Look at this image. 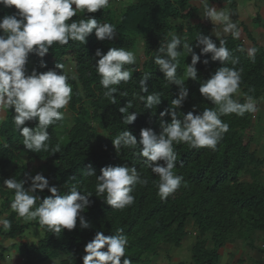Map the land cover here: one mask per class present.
<instances>
[{
  "label": "trees",
  "instance_id": "1",
  "mask_svg": "<svg viewBox=\"0 0 264 264\" xmlns=\"http://www.w3.org/2000/svg\"><path fill=\"white\" fill-rule=\"evenodd\" d=\"M117 1L109 0V5L97 13L78 12L73 17L78 21L94 15L100 23L115 25V39L98 41L93 33L86 44L69 41L68 45L61 46L54 42L43 58L46 68L41 67L39 57L29 56L26 65L29 73L33 69L47 71L58 63L65 66L63 71L69 77L72 96L61 111L71 115L73 124L69 129L63 128L66 123L63 118L49 126L48 151L33 152L24 148L23 138L15 130L12 120L14 112L8 109L7 119L0 126V216L11 221V228L5 230L0 226V237L18 239L28 231V236L32 231L37 232L34 243L21 245L23 264H82L84 246L97 231L107 236L115 235L118 229H122L128 239L125 258L132 264H151L162 255L170 258L173 250L181 248L191 233H194L195 242L190 249L189 264H219V251L230 243L242 242L248 248L256 249L257 239L264 235V184L261 182L264 160L258 157V152L251 150V140L245 138L250 130L251 113L221 116L229 125V131L223 134L215 149L190 148L186 143H174L177 160L173 171L184 179L178 190L166 200L157 195L159 177L139 156V144L135 148L114 149L112 140L124 130L131 131L138 142L141 128H151L159 135L160 112L169 108L172 99L178 97V86L169 84L154 63L159 47L166 45L171 35L179 30L183 34L182 40L191 44L199 55L197 35L210 36L207 27L197 25L185 29L193 18V11L187 8L193 0H128L129 3L116 10ZM14 12V8L0 5V17ZM138 39L144 44L145 61L140 66H125L132 70V78L117 86L116 103L112 104L104 97L106 90L95 70L98 59L95 52L101 49L106 53L112 47L133 51ZM212 39L219 46V40ZM225 40L238 63L233 65L229 60L221 64L212 62L211 54L202 55L201 62L196 65L198 79L195 81L185 78V67L191 64V55L182 50L176 75L185 80L189 96L177 111L187 113L194 106L197 112L215 108L200 95L199 86L222 66L235 67L241 73L238 93L232 97L234 100L244 103L246 97L251 96L256 105L263 100L264 53L258 52L252 59L240 51L233 38ZM205 59L209 61L207 65L203 63ZM145 74L150 76L148 93L140 92L139 88V80ZM157 92L161 104L146 108L139 96ZM128 101L133 104L129 113L138 114L131 125L123 123V114L119 112ZM164 120L170 122V117L166 116ZM27 126L34 128L36 124L28 122ZM61 128L64 134L60 137L57 130ZM56 145L60 150L53 152ZM107 165L135 166L140 178L147 180L145 185H135L134 202L123 209L107 205L104 202L106 194L97 196L96 177L86 175L89 166L98 176L100 169ZM37 173L43 174L50 186L58 187L61 194L73 186L83 194L92 193L91 205L83 213L90 228L82 229L77 220L74 230L54 233L41 227L38 221H26L11 210L14 193L2 188L3 180L26 179L27 188L30 177ZM38 195L43 198L50 193L45 190ZM190 221L196 227L194 232L188 231ZM262 240L264 242V237ZM208 243L212 244L211 248ZM259 252L264 253V246Z\"/></svg>",
  "mask_w": 264,
  "mask_h": 264
},
{
  "label": "clouds",
  "instance_id": "2",
  "mask_svg": "<svg viewBox=\"0 0 264 264\" xmlns=\"http://www.w3.org/2000/svg\"><path fill=\"white\" fill-rule=\"evenodd\" d=\"M203 16L213 26L219 25L223 35L230 34L234 39L241 37V30L232 21L231 14L226 10H218L211 6L208 0H201ZM4 8H14L12 15L0 17V113L6 109L14 112L15 130L23 138V146L33 152L48 151L49 126L61 121L65 109L72 96L69 77L64 73L63 64H55L44 72L33 69L28 72L26 65L29 56L35 55L41 59V67L46 68L43 58L49 53L53 43L68 45L69 41L87 43V38L94 33L98 41L113 40L116 27L110 23H100L94 15L84 19L74 20L78 12L94 14L109 5V0H0ZM187 30V29H186ZM185 33V30L183 31ZM213 35L219 40V46L211 36L199 34L196 37V47L200 54L179 35H171L166 45H161L154 57V63L163 73L164 79L179 88L178 97L172 99L171 106L160 112V133L157 135L151 128H141L139 142L131 131L124 130L112 140L113 147L119 151L122 147L135 148L140 146L139 156L144 158V164L159 177L157 195L166 200L181 186L183 176L174 174L177 156L174 143H186L190 148L215 149L223 134L229 131V125L221 116L257 111L256 101L247 96L244 103L234 100L233 94L238 93L241 83V73L235 67H219L210 78L199 86L200 95L210 101L215 108H205L197 112L195 106L187 113L179 112L184 101L189 96L185 80L177 77L178 57L182 50L191 55V64L185 67V78L193 81L198 79L196 65L201 62L202 55L211 54L212 62L224 64L231 60L235 65L238 58L226 47V40L221 32L213 29ZM240 51H244L243 48ZM254 59L256 49L247 50ZM95 70L100 76V84L106 90L104 97L112 104L116 103L121 82L127 83L132 78V70L127 65L136 63V56L125 48H109L106 53L101 49L95 52ZM209 63L207 59L203 61ZM75 77H73L74 79ZM149 74L139 80L140 92L148 93L147 82ZM126 95V93H120ZM148 109L161 104L160 94L152 93L139 96ZM133 107L128 101L119 108L123 114V123L133 124L137 113H129ZM170 117V122L164 117ZM251 119H254L250 117ZM35 122L36 126H27ZM56 145L53 152L59 151ZM162 162V163H161ZM86 175L96 177L95 191L97 196H105V203L114 209H123L134 202L132 195L137 184L145 185L147 180L140 178L135 166L107 165L100 169L97 176L94 169L87 170ZM30 186L25 188L26 179L8 178L3 180L2 188L12 191L14 197L10 208L18 217L26 221H38L41 227H46L54 233L65 229L72 231L77 226V220L82 229L90 228L83 213L90 207L92 193L83 194L76 186L67 193L61 194L56 186H50L49 180L41 173L30 177ZM47 190L50 195L41 198L38 193ZM39 202V203H38ZM38 205V206H37ZM0 226L5 230L11 228V221L0 217ZM118 229L115 235H105L97 231L84 246L82 264H132L125 258L128 239ZM123 258V259H122Z\"/></svg>",
  "mask_w": 264,
  "mask_h": 264
},
{
  "label": "crops",
  "instance_id": "3",
  "mask_svg": "<svg viewBox=\"0 0 264 264\" xmlns=\"http://www.w3.org/2000/svg\"><path fill=\"white\" fill-rule=\"evenodd\" d=\"M208 2L218 10L223 9L231 14L232 21L241 30V37L234 39L230 34L225 36L222 33L221 26H213L210 21L205 19L201 0L191 1L187 7L188 10L193 11V18L187 24L190 25L188 27L197 25L207 27L209 35L216 39L215 35H213V29L215 28V31L221 32L223 39L233 38L238 43L240 49H244L243 53L247 57H249L247 50L250 48L256 49L255 54L258 52L264 53V0H208ZM188 27H185V29H188ZM256 107L257 111L251 113V117L254 119L250 120V130L262 126L259 123V119L264 121V100L257 104ZM7 112L8 109L0 113V126L6 121ZM260 115H263V117H260ZM253 122L255 123L254 125ZM1 205L0 200V210ZM0 217H3V215ZM27 243L32 244L27 240V237H20L18 239H3L0 237V264H23L24 259L21 254L23 249L21 245ZM259 244L256 243V249H250L242 242L227 244L226 247L219 251V264H264V253L259 252V249H262L263 245L262 243ZM208 246L211 248L212 244L208 243ZM172 256L170 258L161 256L151 264H177L180 258H174L178 262H172Z\"/></svg>",
  "mask_w": 264,
  "mask_h": 264
},
{
  "label": "rangeland",
  "instance_id": "4",
  "mask_svg": "<svg viewBox=\"0 0 264 264\" xmlns=\"http://www.w3.org/2000/svg\"><path fill=\"white\" fill-rule=\"evenodd\" d=\"M114 1V0H112ZM128 2V0H119L115 3V8L116 10H120L123 6H125ZM188 24V23H187ZM186 24V28L190 25ZM178 25V24H176ZM190 28V27H188ZM184 33V32H183ZM175 35H179L180 37L183 35L182 33H180V31H176V33H174ZM185 35V33H184ZM135 49L132 51L135 56H136V63L134 65L136 66H140L144 63L145 61V57H144V44L143 42L138 39L136 45H135ZM69 69V68H68ZM264 100V97H263ZM261 100V101H263ZM260 101V102H261ZM260 117H263V115H260ZM64 121H66V123L64 124L63 128H70L73 124V121L71 119V115L69 113L64 112ZM259 123L260 125L262 124V126L259 127H255L251 130H249L245 136L246 140H251V150H255L256 152H258V157L264 160V121L262 119H259ZM255 123L253 122V125ZM261 128V129H260ZM58 134L60 135V137L64 134L63 129H59L57 130ZM253 131V132H252ZM261 138V139H260ZM262 176H261V182L262 184H264V167H262ZM245 179H249V177H245ZM196 229L194 223L192 221H190L188 223V231L190 232H194ZM29 232V231H28ZM28 232L25 233V235L23 236L24 238L27 237V240H29L31 243H34L36 241L35 238V233H37L36 231H32L31 235L28 236ZM263 237L264 235H261L258 239H257V244L260 245L259 243H262V245L264 246V242H263ZM195 242V236L194 233H191V235L186 239V241L182 244L181 248L179 249H174L173 253H172V262H178L177 260H175L174 258L179 257L180 261L177 264H189L191 263V246L193 245V243ZM3 250V249H1ZM164 256V255H162Z\"/></svg>",
  "mask_w": 264,
  "mask_h": 264
}]
</instances>
